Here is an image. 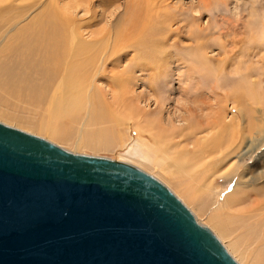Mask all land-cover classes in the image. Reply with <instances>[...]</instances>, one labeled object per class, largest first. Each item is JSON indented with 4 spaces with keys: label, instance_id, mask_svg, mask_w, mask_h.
<instances>
[{
    "label": "rangeland",
    "instance_id": "obj_1",
    "mask_svg": "<svg viewBox=\"0 0 264 264\" xmlns=\"http://www.w3.org/2000/svg\"><path fill=\"white\" fill-rule=\"evenodd\" d=\"M28 1L17 2V5H26ZM82 2L60 0L58 6ZM128 2L119 0L104 8L97 7L95 3L98 12L104 9L103 15L98 13L97 23L80 29L83 38L87 39L89 31L104 29L107 32L103 33H108L114 30V23H117L123 34L120 37L122 44L116 46L118 49L113 56L119 61L118 66L111 65L112 71L105 69L102 75H98L97 65L94 64L95 70L92 68L79 94L61 105H57L58 98L54 96L55 103L52 102V95L41 102L30 100L19 92L0 89V121L41 135L71 151L126 161L152 174L187 205L197 221L209 226L231 255L243 264L226 246L228 241L233 240V235L218 229L215 220L210 219L211 210L192 202L170 180L173 174L169 165L170 156L174 150L167 148L165 152L161 149L150 134L149 127L151 129L153 125L149 121L157 123L159 119L163 128H180L187 122L205 119V116L213 114L210 110H204V115L200 117L194 116L195 113L188 112V109L204 104L207 91L219 84L225 90H233V86L239 91L248 90L253 100L246 94L242 100L251 103L254 116L258 117L264 112V94L260 92V89L264 90V0H150L154 4L150 7L154 17L151 16L150 23L146 22L147 19L135 25L125 17L129 11ZM77 7V12L71 10V14L76 19L85 18L82 7ZM139 10L144 12L145 6H139ZM29 12L25 17L31 14ZM194 16L197 19H193ZM139 36L152 38L156 49H144L132 44L140 39ZM112 38L108 40V46L99 50L108 51ZM3 44L0 43V49ZM147 55L150 56L148 61L145 60ZM150 65H157L159 69L153 70ZM196 93L200 96L193 103L192 96ZM232 96L228 93L229 99ZM250 110L247 117H253ZM143 116L147 120L138 124ZM54 123L70 137L55 134L52 130ZM200 134L206 138L212 135L205 131ZM89 137L98 139L100 147L92 149L85 146L84 141ZM77 139L80 141L77 142ZM259 140L263 151L258 157L253 155L249 161L247 158V163L255 171V181H248V184H264V127ZM144 148L150 151L147 159ZM149 160L162 166L166 162V168H169L165 169ZM211 180L215 184L212 192L219 194L218 202H221L233 190V182L224 178L215 181V176L207 181Z\"/></svg>",
    "mask_w": 264,
    "mask_h": 264
},
{
    "label": "water",
    "instance_id": "obj_2",
    "mask_svg": "<svg viewBox=\"0 0 264 264\" xmlns=\"http://www.w3.org/2000/svg\"><path fill=\"white\" fill-rule=\"evenodd\" d=\"M0 264H240L162 181L0 121Z\"/></svg>",
    "mask_w": 264,
    "mask_h": 264
},
{
    "label": "bare ground",
    "instance_id": "obj_3",
    "mask_svg": "<svg viewBox=\"0 0 264 264\" xmlns=\"http://www.w3.org/2000/svg\"><path fill=\"white\" fill-rule=\"evenodd\" d=\"M24 1L27 2L0 0V43H5L0 49V89L19 92L30 100L41 102L52 95V102L55 103L54 96L58 98L57 105H61L79 94L94 64L97 65L98 75H102L105 69L112 71L111 65L118 66L119 61L113 56L118 49L116 46L122 44L120 37L123 34L117 23L113 25L114 30L108 33H103L104 29L89 31L87 39L83 38L80 29L97 23L98 13L100 16L104 13V9L98 12L97 7L114 5L119 0H79L83 2L72 6H58L60 0H29L26 5H17V2ZM151 5L150 0H129V11L125 17L134 25L147 19L146 22L150 23L149 19L154 17L150 13ZM77 6L82 7L85 18L76 19L71 14V10L77 12ZM139 6H145V15ZM29 11L31 14L25 17ZM193 19H197L196 16ZM111 37L110 49L100 51L99 48L108 46ZM132 44L151 50L157 47L155 41L146 36H141ZM149 58L145 56L146 61ZM150 66L153 70L159 69L157 65ZM233 88L226 91L221 84L215 85V89L207 91V103L188 109V112L200 117L204 115V110H210L213 114L205 116V119L187 122L180 128H163L159 119L157 123L151 120L149 122L153 128L149 127V130L163 151L166 152L167 148L174 150L170 156L169 165L173 172L170 180L192 202L211 210L210 219L215 220L218 229L233 235V240L229 242V238L226 243L229 250L243 264H264V184H248V181H255V171L247 163L253 155L258 157L263 151L259 139L263 136L264 112L258 116L260 119L254 116L251 103L242 100L245 94L251 100L253 96L246 89L239 91ZM260 92L264 94L263 88ZM228 93L233 94L231 99ZM199 96L194 94L192 102L195 103ZM248 110L253 117H247ZM145 120L147 118L143 116L138 124ZM52 130L60 137H70L62 133L56 123L52 125ZM204 131L210 135L212 133L211 137L200 136ZM84 142L92 149L100 147L98 139L94 140V137ZM144 150L147 159L150 151L147 148ZM164 163L160 167L168 169ZM214 176L215 181L224 178L233 182V190L221 202H218L219 194L212 192L215 185L213 180L207 181ZM259 177L263 179V176Z\"/></svg>",
    "mask_w": 264,
    "mask_h": 264
}]
</instances>
